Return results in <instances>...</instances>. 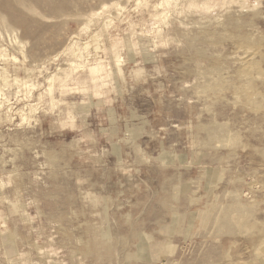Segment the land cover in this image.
Masks as SVG:
<instances>
[{"label": "rangeland", "instance_id": "374dc122", "mask_svg": "<svg viewBox=\"0 0 264 264\" xmlns=\"http://www.w3.org/2000/svg\"><path fill=\"white\" fill-rule=\"evenodd\" d=\"M0 264H264V0H0Z\"/></svg>", "mask_w": 264, "mask_h": 264}, {"label": "bare ground", "instance_id": "6f19581e", "mask_svg": "<svg viewBox=\"0 0 264 264\" xmlns=\"http://www.w3.org/2000/svg\"><path fill=\"white\" fill-rule=\"evenodd\" d=\"M252 50H254V49H252ZM247 55V54H246ZM242 56V55H241ZM243 57V56H242ZM241 62V61H240Z\"/></svg>", "mask_w": 264, "mask_h": 264}]
</instances>
